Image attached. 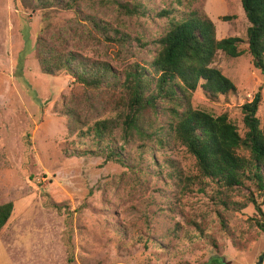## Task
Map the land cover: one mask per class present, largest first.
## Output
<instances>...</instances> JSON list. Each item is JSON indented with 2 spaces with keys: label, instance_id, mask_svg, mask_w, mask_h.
Here are the masks:
<instances>
[{
  "label": "rangeland",
  "instance_id": "obj_1",
  "mask_svg": "<svg viewBox=\"0 0 264 264\" xmlns=\"http://www.w3.org/2000/svg\"><path fill=\"white\" fill-rule=\"evenodd\" d=\"M144 1L161 7L172 0ZM190 2L212 18L218 39L237 36L246 47L249 22L241 0ZM88 14L113 25L126 23L133 36L142 28L155 34L167 27L165 19L124 16L111 4L81 1L78 8L66 9L0 0V204L14 202L0 232V264H257L264 255V232L249 221L253 204L239 212L222 210L229 224L225 231L207 193L197 184L191 191L180 180L171 181L166 171L151 174L157 168L148 155L140 169L132 170L104 163L103 157L72 154V142L79 139L70 132L62 107L73 102L94 119L104 116L108 105L96 104L95 110L85 104L83 86L73 77L43 73L36 46L39 39L57 45L64 36L70 49L115 62L119 47L97 33ZM213 65L236 89L217 98L197 91L195 107L213 115L227 113L243 130L242 105L260 91L258 115L263 118L264 76L250 54L230 57L219 51ZM153 152L157 164L171 159L185 174L196 170L195 158L182 145ZM188 214L202 224L204 236L194 226L197 237L175 228ZM117 229H126L128 239L118 237ZM140 234L152 241L149 247L139 239L132 242Z\"/></svg>",
  "mask_w": 264,
  "mask_h": 264
},
{
  "label": "trees",
  "instance_id": "obj_2",
  "mask_svg": "<svg viewBox=\"0 0 264 264\" xmlns=\"http://www.w3.org/2000/svg\"><path fill=\"white\" fill-rule=\"evenodd\" d=\"M28 1L35 7L57 5L66 9L78 8L81 1L111 4L124 16L165 19L163 33L153 34L149 28H142L133 36L126 23L113 25L88 14L86 18L97 33L119 47L115 62L70 49L64 36L58 37L57 45L37 41L43 73L61 72L73 77L83 86L85 104L95 110L96 104L108 105L104 116L94 119L73 102L62 107L61 113L70 118V132L79 139L72 142V154L103 157L104 163L113 161L132 170L140 169L148 155V161L157 168L151 174L166 171L171 181L180 180L191 191V185L197 184V189L207 193L225 231L229 224L222 210L239 212L253 204L255 212L249 221L264 232V116L258 115L261 92L242 105L243 130L227 113L213 115L194 105L197 91L207 98H217L236 89L231 79L213 65L219 51L230 57L248 52L253 66L264 76V0H241L249 22L245 48L240 37L218 39L215 22L204 10L192 8L191 0H172L161 7L144 0ZM74 45L79 46L76 42ZM171 145L184 146L195 158L194 172L183 173L171 159L157 164L153 150L162 151ZM169 162L173 170H168ZM13 210V201L0 204V232ZM193 226L205 235L202 224L190 214L184 222L175 224L177 230L183 228L197 237L191 232ZM126 233V229H117L116 235L128 239ZM138 239L146 247L152 242L141 234L131 237L133 243Z\"/></svg>",
  "mask_w": 264,
  "mask_h": 264
},
{
  "label": "water",
  "instance_id": "obj_3",
  "mask_svg": "<svg viewBox=\"0 0 264 264\" xmlns=\"http://www.w3.org/2000/svg\"><path fill=\"white\" fill-rule=\"evenodd\" d=\"M263 258H264V255H261V256H260V259H259V262H258L257 264H261Z\"/></svg>",
  "mask_w": 264,
  "mask_h": 264
}]
</instances>
